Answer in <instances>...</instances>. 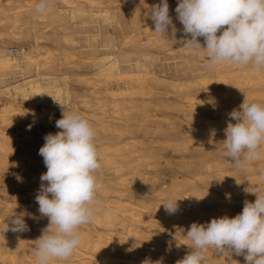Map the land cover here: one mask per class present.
I'll list each match as a JSON object with an SVG mask.
<instances>
[{
    "label": "rangeland",
    "instance_id": "374dc122",
    "mask_svg": "<svg viewBox=\"0 0 264 264\" xmlns=\"http://www.w3.org/2000/svg\"><path fill=\"white\" fill-rule=\"evenodd\" d=\"M36 3L37 0H0V67L2 70L3 63L8 62L19 65L18 68L13 67L9 72H0V83H4H2L3 85L0 84V106L8 100L5 88H8L7 86L12 88L26 77L33 80L40 79L45 84L44 86L52 84L55 88L61 87V91L60 88H56V90L62 93L63 104L60 105L59 101L56 100L53 105L38 106L31 109L17 103L15 108L22 111L23 117L26 119L13 117L12 131L2 128V132H11L13 135L15 133V136L19 135L20 137L26 135L35 140H40L39 136L60 131L55 126V121L62 116L60 112L63 110L69 112L75 106L77 110L79 109L78 112L95 127L96 136L103 140L108 138L105 140V144L113 143L116 139L115 136L120 134L124 136L123 140L120 141L122 144L132 140H138L144 144L147 142L146 145L142 143V146L146 148L143 147L142 149L141 147L142 150L140 149L141 152L143 151V155L140 154L143 157L142 162L124 174L126 184L128 183L124 188L127 192L125 197L136 204L140 202L150 208H155L168 198L184 200L187 203L184 213L190 220L189 224L194 222L205 223V220L199 219V222L196 217H193L197 209L191 208L190 199H193L192 197L198 202L200 207L198 210H203L201 211L202 214L206 211L207 214L210 213L209 215H223L225 211V215L230 212L229 215L235 216L243 209L246 200L254 202L256 199L255 194L248 193L246 190L264 193V179H261L260 171L264 169V156L260 160L250 162L246 167L241 168L226 159L224 155L222 144L226 137L224 129L227 128V122L231 118L224 121L220 113L224 110L231 113L236 108L234 107L236 102L232 101V99H236V93H233L234 90L230 87V82L232 73H237L239 69L235 67L236 65L226 63L210 66L207 59L203 58L205 57L203 52H197L198 55L196 52H189L180 48L181 45L176 43V40L181 36L180 31L173 33L170 28L168 37H162L155 33L154 21L150 18L149 11L154 5L159 4L160 0H51V11L43 15L35 12ZM168 3L173 25L176 29L182 30L183 26L176 19L177 14L175 12L178 0H168ZM102 10L109 11V16L106 11L103 12ZM94 14L95 18L93 17ZM198 39L203 45L204 38ZM104 57H111V60L115 58L121 71L124 70L123 74L126 73L129 76L138 72L134 65L140 64L146 67L140 71L144 78L147 77L146 85L141 86L142 90L137 95L139 98L135 96L132 106L125 104L127 109L123 108L119 111V117L123 115L120 118L115 111L111 112L110 107H104L105 109L97 107L101 104L107 105L108 100L107 97L105 98V94L110 89L99 74ZM240 67L243 70L252 71L255 75L253 78L257 82L253 79V84L244 88L243 93H247L246 97L240 95L241 97L236 100L239 101L243 98L244 101L247 98L249 102L264 103V99H262V97L264 98V72L257 76L251 70V66ZM15 69L17 71H13ZM152 73L154 77L151 75ZM102 82L104 86L106 85V89L103 88ZM195 83L196 86H194ZM187 85L189 89L186 87ZM101 86L102 88H100ZM119 86L113 85L114 89H111L114 91L123 89L122 86ZM105 91L106 93L103 94ZM202 92L204 93L201 94ZM147 93L150 94L149 97H147ZM225 93L226 97L224 96ZM183 94L184 96H182ZM101 95L103 96L101 97ZM250 96L253 97L248 98ZM86 99L95 106V110H86L83 107ZM188 99H193V102L195 101L197 105L201 104L203 107L201 105L197 106L198 108L192 107L191 104L187 103ZM104 101L107 102L104 103ZM26 114L28 115L25 116ZM195 120L199 122H195ZM230 122L235 123V120ZM105 124L107 125L105 126ZM29 125H31L30 130H28ZM223 137L224 139H222ZM96 138L98 139V137ZM96 138L95 142H97ZM262 147L261 151H263ZM19 148L17 152L23 154L25 149L22 148V145ZM148 154L153 155L148 156ZM143 160H145L144 163ZM0 162V222L3 224L8 222L11 231V218L23 213L24 220L26 219L27 226L30 227L39 218L38 215H35V208L38 204L33 196V191L27 188L31 183L26 182L27 177L5 160L1 150ZM7 164L10 165L8 168ZM4 165L6 167H3ZM23 185L25 187H22ZM108 185L111 188V196H115L116 187L112 183ZM189 192L192 193L189 195L190 199L187 200L188 197L186 196ZM231 194L232 196H230ZM207 196L211 198L209 199ZM199 198H203V201H199ZM6 205L15 209L11 208L12 211H9ZM179 207L182 208V206ZM1 223L0 227L3 226ZM185 223L182 222L169 228L162 227L160 235L165 237L164 243L170 249L188 254L191 251L189 248L191 242L185 238L184 233L191 224L189 226ZM182 230L184 231L182 232ZM10 233L16 232L11 231ZM181 241L187 243L183 248L178 247ZM129 242L139 246L141 244V247H151L150 244L136 239H129ZM205 255L215 264H226L222 258L230 259L234 253L225 252L221 256V254H216L213 248H209Z\"/></svg>",
    "mask_w": 264,
    "mask_h": 264
},
{
    "label": "clouds",
    "instance_id": "9594fccd",
    "mask_svg": "<svg viewBox=\"0 0 264 264\" xmlns=\"http://www.w3.org/2000/svg\"><path fill=\"white\" fill-rule=\"evenodd\" d=\"M34 10L48 14L51 0H37ZM175 12L182 30L173 25L168 0L154 5L149 11L154 32L164 37L170 28L173 33L180 31L176 40L180 48L203 52L210 66L226 63L251 66L257 75L264 72V0H178ZM200 37L204 38L203 45ZM229 115L235 123L229 122L225 129L224 155L244 168L264 156L260 150L264 146V103L245 98L239 110L233 109ZM55 126L60 131L46 134L39 149L47 171L40 176L35 199L41 217H47L49 225L35 241L36 264H52L73 255L81 243V227L95 219L97 194L102 188L96 174L101 163L95 127L79 112L64 110ZM260 171L264 179V169ZM248 192L255 194V201L246 200L242 212L234 217L225 215L204 224L192 223L184 233L191 242V251L176 264H208L205 254L209 248L221 256L225 252L242 255L246 264H264V193ZM177 201L166 199L162 203L165 211L175 213ZM9 229L8 222L0 227L3 233ZM28 230L23 213L11 218V231Z\"/></svg>",
    "mask_w": 264,
    "mask_h": 264
},
{
    "label": "bare ground",
    "instance_id": "6f19581e",
    "mask_svg": "<svg viewBox=\"0 0 264 264\" xmlns=\"http://www.w3.org/2000/svg\"><path fill=\"white\" fill-rule=\"evenodd\" d=\"M69 4H70V2H69ZM104 11H106V10H104ZM99 14H101L100 11H99ZM73 16H74V13H73ZM91 16H92V13H91ZM108 16H109V13H108ZM93 17L94 18L96 17L95 14ZM103 17H104V13H103ZM200 38H202V37H200ZM172 43H174V42H172ZM196 54H198V53L196 52ZM203 58L206 59L205 57H203ZM143 61L144 60L142 59V62ZM5 62H8V61H5ZM102 63H103L102 64L103 66L101 64H99V65H101V68L99 70V74L102 76V80L104 78V80H105V81L103 80L104 83L106 82L105 84H108L110 89L113 88V85H115V86L120 85V86H122L121 88H123V89L120 88L121 90H117V91H114L113 90L114 88L111 90L109 89L107 94H105L106 91L103 92V94L106 95L105 98L107 97V100H108V102L104 101V103L107 102L106 104L108 106L101 104V106L98 105L97 107L98 108L101 107L103 109H105L104 107H110L111 112L115 111L117 113L116 115L119 117V115H118L119 111H121L123 108H125L126 105L132 106L133 105L132 102H134L135 96H137L138 93H140L142 90L141 86L143 84L146 85L145 81H146L147 77L144 78L142 76L143 73L142 74L140 73V71L145 69L146 67H144L140 64H136V66L134 65L136 71H138L139 73L137 72L134 75L129 76L126 73L123 74L124 70L122 69L123 72L121 71L120 65H119V63H117V61H115V58H114V60H111V57H107V58L104 57V60H102ZM3 65H4V67L2 70H1L2 67H0V72H2V73L11 71L13 67H17V68L19 67V65H14V63H12V62L11 63L8 62L6 64L3 63ZM122 67H123V64H122ZM235 67H237L239 69V71L237 73H232L233 75L231 78L232 80L230 82V85H231L230 87L234 90L233 93H236L235 98L237 99L238 97H241L240 95H243V97L245 95H247L246 92H245L246 94L243 93L244 88L253 84V82H254L253 79H255V78H253L254 73L252 71L243 70L238 65H236ZM126 68L129 69V67H126ZM147 68H148V66H147ZM128 69H126V70H128ZM233 70H234V68H233ZM13 71H17V69H15ZM144 72H147V71H144ZM148 72H149V70H148ZM149 73H151V72H149ZM217 73H218V71H217ZM260 74L262 75V72ZM151 75H153V73ZM153 77H154V75H153ZM97 78H100V76L99 77L97 76ZM96 81H95V83H96ZM162 81H164V80H162ZM168 81L171 82V80H168ZM255 81L257 82L256 79H255ZM256 82H255V84H256ZM2 83L3 82H1L0 84H2ZM104 83L102 85L103 88L106 87V85L104 86ZM44 85L45 84H43V82H41L40 79L33 80L30 77H26L22 80L21 83L16 84L12 88L7 86L8 88H5V91L7 93L6 97L8 100L3 104L1 103L2 105L0 106V121L2 124L0 126V150H1V154L4 156L6 161H8L10 164H12L15 168L19 169L22 172V174H24L27 177L25 181L31 183L30 186H28L27 188H30L31 191H33L34 198L38 194V190L40 189V186H41L40 176L47 171V169L44 165V162H43V157L39 155V149L45 143V141H44L45 136H39L40 140H35L30 136H26V135H22L21 137L19 135L15 136V133L13 135L11 132H6V131L2 132L1 130H3L4 128H7L10 131H12L11 130L13 127L12 125H14V124H12V122H14V121H12V120L15 117L17 119H20L24 116V114H22L23 113L22 111H19L18 109L15 108V104H17V103L19 105L22 104V105L28 106L31 109L36 108L38 106L53 105L56 100L59 101L60 105L63 104V100H62L63 97H61L62 93L60 92L62 90L61 87H59L60 88V91H59V90H56V88L57 89H59V88L58 87L55 88L52 84L47 85V86H44ZM93 85H94V83H93ZM191 85H193V84H191ZM196 85L197 84L195 83L194 86H196ZM262 85H263V83H262ZM58 86H60V85L58 84ZM102 86L100 88H102ZM182 86H184V85H182ZM186 87L188 88V85ZM145 88H146V86H145ZM116 89H118V88H116ZM3 90H4V88H3ZM95 90H96V85H95ZM147 90H143V91H147ZM92 92H94V91H92ZM147 92H152V91H147ZM203 93L204 92H202L201 94H203ZM233 93H232V95H233ZM147 95H148L147 97L150 96L149 93H147ZM225 95H226V93L224 94V96ZM96 96H98V95H96ZM102 96L103 95H101V97ZM182 96H184V94ZM233 96H235V95H233ZM261 96H262V94H261ZM263 96H264V93H263ZM137 97L139 98V96H137ZM251 97H253V96H250L248 98H251ZM99 98H100V95H99ZM99 98H94V99H99ZM192 98H194V97H192ZM91 99H92V97H91ZM189 99H191V98H189ZM225 99H227V98H225ZM236 99L235 100L232 99V101L236 102L234 107H236L235 109L239 110V105L242 103L243 98H242V100H239V101ZM262 99H264V98L262 97ZM185 100H187V99H185ZM101 102H102V100H101ZM199 102L200 101L198 100V103ZM135 103L137 104L136 101H135ZM187 103L191 104V106L194 108H198L197 106L201 105L200 103H199L200 105H197V102L196 103H195V101L193 102V99L189 100ZM95 104H98V103L95 102ZM84 105L85 106H83V107L86 108V110H92V111L95 110V106L91 102H89L88 100L86 102H84ZM129 106H127V107H129ZM135 106H137V105H135ZM192 107H191V110L193 109ZM76 108L77 107L73 106L71 108V111H76L77 110ZM125 109H127V108H125ZM78 110H77V112H78ZM98 110L100 111V109H98ZM107 110L109 111V109H107ZM129 110H131V109L129 108ZM131 111H133V110H131ZM26 112L28 113V111H26ZM52 112H53V110H52ZM62 112H60V114ZM95 112H97V111H95ZM111 112H110V114H111ZM157 112H158V110H157ZM105 113H106V111H105ZM128 113H129V111H128ZM128 113H127V115H128ZM132 113H134V111ZM194 114H195V112H194ZM229 114L230 113H228L227 111L224 110L220 113V116H221L222 120L228 121V119L230 120V118H231ZM27 115L28 114H26L25 116H27ZM102 115H104V114H102ZM122 116L123 115H121L120 117H122ZM190 116H191V114H190ZM23 118H25V117H23ZM102 118L103 117H101V119ZM104 119H105V117H104ZM230 121H232V119ZM230 121H228L227 123H229ZM189 122H191V121H189ZM195 122H199V121L195 120ZM48 125L51 126V124H48ZM106 125L107 124H105V126ZM208 126H210V125H208ZM132 128H134V127H132ZM198 129H197V131H198ZM106 131H104V132L106 133ZM17 134H20V133H17ZM201 134H202V132H201ZM192 135H194L193 132H192ZM125 136H127V135H125ZM96 137H98V139L96 138L98 157H99V161H100L101 166H102L96 174H97L98 178L100 179V181L102 182V188L97 194L99 203L96 207L95 219L91 223L86 224V225L81 227V229H80L81 243H80L79 247L75 250L73 255L70 258H68L67 260L53 261L52 264H146V262H147V264H176V262L178 260H181L184 258L186 253H184L183 251L177 252V251H173L172 249H170V247H168L166 245V243H164L163 239L165 237H163V235H160L161 234L160 231H161L162 227H166V228L168 227L169 228L172 226H176L182 222H186L185 224L190 226V224H191V223L189 224L190 220L188 219L187 214L184 213V212H186V210H184V208L185 207L187 208V206H186L187 203H185L184 200H183L184 202L181 200H178V202H177L178 203V210L175 213L169 214L168 212L165 211L162 203H160L155 208H150L147 205H144L140 202H139L140 204L139 203L136 204V203L132 202L131 200H128L125 197V193H127V192L124 190V188L127 186L128 183L126 184L124 174L128 170H132L138 164H140V162H142L141 160L143 157L140 154H142L143 151L141 152L140 149H141V147H142V149L144 147V146H142L143 142L141 143L138 140H132L129 143L122 144V143H120V141L123 140L124 136H123V134H120L119 136H115L116 139H114L113 143L105 144V140L108 138L103 140V139H100L99 136H96ZM222 139H224V137ZM225 139H226V137H225ZM111 140H113V139H111ZM219 142L221 143V141H219ZM146 143L147 142H145V144L143 143V145H146ZM21 145H22V148L25 149V152L23 154H20L17 152V151H19L18 148ZM149 146H150V144H149ZM144 148H146V147H144ZM262 150L264 151V146L262 147ZM152 155L153 154H148V156H152ZM144 161L145 160H143V163H144ZM9 166L10 165H8L7 168ZM216 166H218V165H216ZM3 167H6V166L4 165ZM252 171H254V170L252 169ZM128 172H130V171H128ZM136 175H138V174H136ZM174 178H175V176H174ZM107 182L112 183L113 186L116 187L115 188V196H113V197L111 196L112 195L111 194V188L108 185L109 183H107ZM178 183H179V181H178ZM24 184H25V186H27L26 183H24ZM155 185H157L156 182H155ZM25 186L23 185L22 187H25ZM224 186H225V184H224ZM235 188L237 189L236 186H235ZM248 191H246V192H248ZM190 193H192V192H189V194H187V196H186V197H188V199L185 197L187 200L190 199V197H189ZM235 193H236V191H235ZM195 194H196V191H195ZM7 195H8V193H7ZM235 195H237V194H235ZM245 195H246V193H245ZM202 196H203V194H202ZM230 196H232V194ZM192 198L193 199H190L191 208L197 209V211H195L196 212L195 216H193V217H196V220L199 221V219H203V220H205L204 222L207 223V222H210L213 218H219V217L225 216V211H224L223 215L222 214L221 215H215V214L209 215L210 213L207 214L205 211L203 213L207 214V215L204 216V214H202V212H201L203 210L199 211L200 207L198 205L197 200L194 197H192ZM202 199H200L199 201H201ZM207 201H209V200H207ZM231 202H232V200H231ZM237 204H238V202H237ZM179 206H182V208ZM38 207L39 206H37V208H35V215H38L39 218L33 222V225L30 223L31 226L28 227L29 230L27 233L25 231V234H23V232H24L23 231L22 233L16 232V233L11 234L10 230L5 232V233L0 231V264H36L35 258L33 256V249L35 246V241L42 235V231L49 225L48 218L47 217H41V215L38 211ZM11 208H13V207L9 206L8 210L10 211ZM13 209H15V208H13ZM187 211H188V209H187ZM228 211H230V210H228ZM190 212H188V213H190ZM193 212H194V210H193ZM233 213L235 214V212H233ZM227 214L226 215L230 218L234 217L233 215H229L230 212ZM11 215H12V212H11ZM193 217H190V218H193ZM191 220H193V219H191ZM203 220H201V221H203ZM25 223H26V221H25ZM1 224L3 225V223H1ZM30 224H28V225H30ZM183 231L184 230H182V232ZM178 238H180V237H178ZM129 239H136V240H140L141 242L143 241L147 244H150L151 247L150 246L141 247V244H140V246L136 245V244H132L129 242ZM166 239H167V236H166ZM160 240H161V242H160ZM186 244L187 243H185L184 241H181L179 243L178 247L183 248ZM222 259L224 262H226V264H246L244 257L241 255L238 256V255L234 254L231 256L230 259L229 258L227 259L226 257H223ZM207 260H208V264H215V262H212L209 258H207Z\"/></svg>",
    "mask_w": 264,
    "mask_h": 264
}]
</instances>
